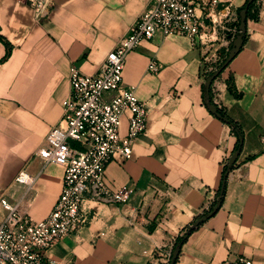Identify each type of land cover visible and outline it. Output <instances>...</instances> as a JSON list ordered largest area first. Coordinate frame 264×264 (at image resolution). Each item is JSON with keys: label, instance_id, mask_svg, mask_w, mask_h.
I'll list each match as a JSON object with an SVG mask.
<instances>
[{"label": "crops", "instance_id": "0c3cea01", "mask_svg": "<svg viewBox=\"0 0 264 264\" xmlns=\"http://www.w3.org/2000/svg\"><path fill=\"white\" fill-rule=\"evenodd\" d=\"M150 1L53 0L48 17L37 22L27 4L0 0V199L34 221L49 216L63 188L64 168L46 164L37 151L62 119L70 69L95 75ZM217 1L238 12L247 0ZM252 12L239 53L210 85L212 104L242 138L218 210L190 230L215 206L237 137L204 103L199 51L185 38L157 34L126 56L122 72L123 86L134 88L147 108L145 131L130 158L111 161L104 174L109 190L128 188L129 198L118 205L85 201L88 223L51 247L48 259L160 264L155 248L172 256L187 234L173 264L237 257L264 264V0H255ZM151 60L161 66L157 75L146 70ZM127 125L124 116L120 135ZM21 172L32 184L16 181ZM6 215L0 206V223Z\"/></svg>", "mask_w": 264, "mask_h": 264}, {"label": "built area", "instance_id": "2783aa9c", "mask_svg": "<svg viewBox=\"0 0 264 264\" xmlns=\"http://www.w3.org/2000/svg\"><path fill=\"white\" fill-rule=\"evenodd\" d=\"M31 7L37 22H42L53 8V0H19ZM217 0H151L147 8L119 39L95 75L70 69V95L63 106V116L37 151L46 164L64 168L63 188L43 221H34L19 206L0 199L7 212L0 223V264H55L47 252L64 238L78 233L88 223L83 213L85 201L98 204H124L130 190L113 192L104 181L106 166L116 158L128 160L131 147L143 135L147 108L134 88L122 84L126 56L155 35L185 38L191 49L200 53V76L214 74L223 57L229 54L239 35V14ZM230 18L238 24L224 27ZM160 64L151 60L147 72L157 75ZM128 125L120 135L122 117ZM16 181L30 185L33 179L21 172ZM152 257L169 264L171 252L155 248ZM222 264H252L243 257Z\"/></svg>", "mask_w": 264, "mask_h": 264}, {"label": "water", "instance_id": "95a60500", "mask_svg": "<svg viewBox=\"0 0 264 264\" xmlns=\"http://www.w3.org/2000/svg\"><path fill=\"white\" fill-rule=\"evenodd\" d=\"M254 0H248L247 3H246V6L243 8V10L240 11L239 13V35L234 39L233 43H232V47L229 51V54H228V58L227 60L225 61V63L214 73L212 74L211 76H209L205 83H204V86H205V90L208 91L209 88H210V85L211 83L215 80V78L222 72V70H224L228 64L237 56V54L239 53L240 49H241V46L243 44V37L245 35V21H246V12H247V7L253 2ZM208 110L214 114L216 117L219 118V115L217 113V108L214 106V105H209L208 106ZM238 149L231 155V157L229 158L228 160V163L226 165V172L223 176V179H222V183H221V187H220V190H219V197L217 199V202L215 204V206L212 208V210L204 217L200 218L199 220H196L192 226L190 227V230L197 227L199 224H201L203 221H205L206 219H208L211 215H213L217 210L218 208L220 207V197L222 196L223 194V189H224V185H225V181H226V177L228 175V173L230 172L231 168L234 166L237 158H238V155H239V152H240V148L242 146V138L241 137H238ZM179 252V249L178 248H175L172 252V256H171V259H170V263L169 264H173L174 263V260L177 256Z\"/></svg>", "mask_w": 264, "mask_h": 264}, {"label": "trees", "instance_id": "16d2710c", "mask_svg": "<svg viewBox=\"0 0 264 264\" xmlns=\"http://www.w3.org/2000/svg\"><path fill=\"white\" fill-rule=\"evenodd\" d=\"M247 1H248V0H247ZM247 1H246V3H247ZM254 2H255V0H254V1H253V2L247 7L246 19H249V18H253V19H254V17H255L254 12H252V9H253V7H254ZM246 3H245V5L243 6V8L246 6ZM243 8H241V9L238 11V14L240 13L241 10H243ZM0 39L3 40L1 37H0ZM244 39H245V35H244V37H243V40H244ZM4 41H5V40H4ZM5 43H6V41H5ZM220 55L223 57V60H222V62H221V64H220L219 68H220V67L225 63V61L227 60V58H228V53L225 54V55H224V53H220ZM8 56H9V49H8V53H7V55H6V57H5L4 60H6V59L8 58ZM219 68H218V69H219ZM222 71H223V70H222ZM211 75H212V74H211ZM211 75H209V76H211ZM209 76H207L206 79H207ZM206 79H205V81H206ZM229 90H230V92H232L231 87H229ZM203 95H204L203 97H204V103H205V105H207V106H209V105H213L212 102H211V100H210V88H209L208 91H206L205 88H204ZM217 113H218V115H219V119H220L223 123H225V124H227V125H229V126L232 127L233 133H234V134L236 135V137H237V146H236V149H235V150H237V148H238V137H241V134H240V131H239L238 126H237V125H236L231 119H229V118L227 117V115H226L222 110L217 109ZM231 169H233V167H232ZM225 172H226V166H225L224 171H223V176H224ZM223 176H222V179H223ZM220 200H221V197H220ZM186 235H187V234H186ZM186 235H185L183 238H180V239L177 240V242H176V244H175V248H179V247H180V245H181V243L184 241Z\"/></svg>", "mask_w": 264, "mask_h": 264}, {"label": "rangeland", "instance_id": "374dc122", "mask_svg": "<svg viewBox=\"0 0 264 264\" xmlns=\"http://www.w3.org/2000/svg\"><path fill=\"white\" fill-rule=\"evenodd\" d=\"M237 16H238V13H237ZM227 21L228 22L226 24H224L225 25L224 27H226V28H230V27H233V26H236V27L238 26V24L236 23V21L235 22H232L230 18H228Z\"/></svg>", "mask_w": 264, "mask_h": 264}]
</instances>
